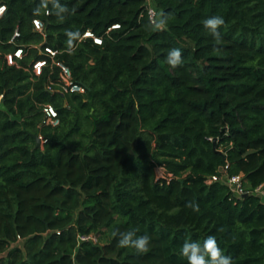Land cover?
I'll return each mask as SVG.
<instances>
[{
	"label": "trees",
	"instance_id": "16d2710c",
	"mask_svg": "<svg viewBox=\"0 0 264 264\" xmlns=\"http://www.w3.org/2000/svg\"><path fill=\"white\" fill-rule=\"evenodd\" d=\"M58 3L60 15L57 0H0V264H188L181 245L209 236L232 264H264V0H154L159 28L145 0ZM215 15L219 44L202 23ZM16 30L26 56L9 61ZM67 32L79 33L71 48ZM43 44L85 94L57 92L49 59L33 73ZM46 105L59 127L44 124ZM240 174L237 198L222 179ZM127 230L150 237L146 252L117 245ZM90 235L108 241L80 242Z\"/></svg>",
	"mask_w": 264,
	"mask_h": 264
},
{
	"label": "built area",
	"instance_id": "2783aa9c",
	"mask_svg": "<svg viewBox=\"0 0 264 264\" xmlns=\"http://www.w3.org/2000/svg\"><path fill=\"white\" fill-rule=\"evenodd\" d=\"M146 2V8L149 14V18L151 21V24L153 26L156 25L158 22V12L154 7V0H145ZM7 11L6 5H0V19L3 18ZM33 26L34 30L42 35H45V25L42 20L35 19L33 20ZM119 26L115 25L110 30L118 29ZM21 38V33L19 30H16L11 37V39L8 41V44L15 47L14 51L12 53H9L6 55V58L9 61L12 60H22L26 56L25 48L18 45V40ZM82 39H91L93 40L94 44L96 45H102L103 39L96 36L92 31L87 30L83 36ZM2 41H0V56L3 55V49H2ZM39 50L41 52V55L45 57V59L38 60L33 63L32 65V71L36 76H40L43 72V69L48 66V59L52 61V65H56L60 69V78L57 84L58 89H56L57 92L61 94H85L86 93V87L80 83H77L74 80L73 73L71 69L65 65L63 62H60L56 60V57L58 56V51L54 50L53 48H50L48 46H45L44 44L39 47ZM53 84H50L48 87L49 90L52 92H55L54 89H52ZM3 104V96H0V106ZM45 120L44 124L46 126L57 128L60 126V117L58 114V111L56 108L52 105H46L43 109ZM41 145L45 143V140L43 137H39ZM220 178H213L212 182L220 181ZM222 182L228 186L233 193V195L237 198H241L246 195V189H245V177L243 174L236 175V176H226L224 179H222ZM257 194H260L262 198L264 199V188L263 186L259 187L256 191ZM80 242H90L93 244H97L98 240L95 236H79Z\"/></svg>",
	"mask_w": 264,
	"mask_h": 264
},
{
	"label": "clouds",
	"instance_id": "9594fccd",
	"mask_svg": "<svg viewBox=\"0 0 264 264\" xmlns=\"http://www.w3.org/2000/svg\"><path fill=\"white\" fill-rule=\"evenodd\" d=\"M57 8V15L67 11L66 6H62L58 3L55 5ZM167 15L163 12L160 13V19L156 23V27H162L167 23ZM203 27L208 30L216 44H219L222 40V34L220 28L225 25V20L222 16L215 15L208 17L202 21ZM69 37L68 45L71 48L72 41L75 37L79 36L78 32H67ZM182 52L179 48H171L167 52L166 62L171 67H177L181 64ZM193 211H199V206L196 204H190ZM119 239L117 245L121 248H133L138 252H146L150 245V237L147 234L137 235L135 230H127L118 232ZM179 253L186 258L188 264H232V257L224 254L222 249L217 245L215 237L209 236L204 240L201 245L198 241L185 242L179 248Z\"/></svg>",
	"mask_w": 264,
	"mask_h": 264
},
{
	"label": "rangeland",
	"instance_id": "374dc122",
	"mask_svg": "<svg viewBox=\"0 0 264 264\" xmlns=\"http://www.w3.org/2000/svg\"><path fill=\"white\" fill-rule=\"evenodd\" d=\"M158 176L161 177L163 176V171L161 169H158ZM97 240H100V245L102 244L103 246L106 244V241H108L106 236L102 237H96ZM20 246H22V242L19 243ZM6 255L0 256V258H5Z\"/></svg>",
	"mask_w": 264,
	"mask_h": 264
},
{
	"label": "water",
	"instance_id": "95a60500",
	"mask_svg": "<svg viewBox=\"0 0 264 264\" xmlns=\"http://www.w3.org/2000/svg\"><path fill=\"white\" fill-rule=\"evenodd\" d=\"M0 111H7V108L5 107L4 104H2V105L0 106ZM8 113L10 114V116H11V118H12L13 121H21V120H19V119H16V118L14 117V115L11 114L10 112H8ZM36 139H37V142H38V147H41L40 139H39V138H36ZM214 148L216 149V142L214 143Z\"/></svg>",
	"mask_w": 264,
	"mask_h": 264
}]
</instances>
